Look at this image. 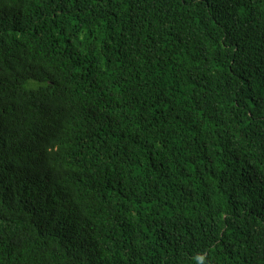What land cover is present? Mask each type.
I'll return each mask as SVG.
<instances>
[{"label": "trees", "instance_id": "16d2710c", "mask_svg": "<svg viewBox=\"0 0 264 264\" xmlns=\"http://www.w3.org/2000/svg\"><path fill=\"white\" fill-rule=\"evenodd\" d=\"M0 264H264V0H0Z\"/></svg>", "mask_w": 264, "mask_h": 264}]
</instances>
